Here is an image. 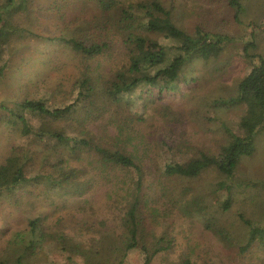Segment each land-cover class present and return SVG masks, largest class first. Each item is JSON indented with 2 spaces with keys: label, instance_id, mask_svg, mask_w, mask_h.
<instances>
[{
  "label": "trees",
  "instance_id": "trees-1",
  "mask_svg": "<svg viewBox=\"0 0 264 264\" xmlns=\"http://www.w3.org/2000/svg\"><path fill=\"white\" fill-rule=\"evenodd\" d=\"M6 1L11 5L16 0ZM93 1L98 10L77 27L81 30L80 36L60 37V41L84 60L109 53L117 39L124 47L126 61L108 76L92 71L88 65L81 69L74 82V94L66 103L26 98L11 108L3 107L7 112L0 120L17 131L21 140L12 145L0 163V193L11 192L18 186H39L47 192L63 189L61 193L84 194L94 180L100 181L99 175L106 168L122 172L125 175L122 185L109 192L115 205L121 209L123 206L120 230L107 231L90 242L79 240L82 264H124L135 252L141 264H153L158 255L172 250L174 239L168 234L154 239L146 232V184L153 177L161 183L176 178L196 179L211 170L227 178L234 176L242 157L255 152L256 136L264 131V55L256 52L253 40H248L243 50L250 58L251 69L237 82L233 96L212 99L214 106L240 105L243 109L235 125L222 123L226 141L217 153L195 152L193 144L187 145L181 139L169 144L166 138L169 134L165 131L158 133L160 151L164 153L162 161L150 163L143 158L151 154L147 150L138 159L127 148L131 123L141 115L156 111L159 126V119H166L168 115L161 103L175 99L179 91L190 86L189 70L195 60L221 53L229 36L201 25L192 31L181 29L174 19L176 5L172 0ZM244 1L229 0L237 19L244 9ZM144 11L148 18L143 17ZM92 30L98 36L108 37L98 41L91 35ZM6 37L7 33L0 27V75ZM133 105L138 106L136 111H132ZM178 120L183 121V117ZM107 123L117 127L110 141L103 131ZM86 157L97 163V172L92 173L95 169L82 162ZM226 183L221 180L216 186L231 190ZM231 199L230 196L227 204ZM240 218L246 231L240 253L258 244L264 246V226L243 212ZM60 226L68 227L67 223L44 224L39 216L29 219L26 228L14 235V241L9 239L7 245L1 246L0 264H47L46 257L56 249L68 254L63 245L65 235H59L66 232L60 231ZM228 227L220 218L206 223L208 230L232 246L235 237ZM13 244L15 254L9 253ZM67 257L69 264H78L76 256ZM179 264L195 263L187 255Z\"/></svg>",
  "mask_w": 264,
  "mask_h": 264
},
{
  "label": "rangeland",
  "instance_id": "rangeland-1",
  "mask_svg": "<svg viewBox=\"0 0 264 264\" xmlns=\"http://www.w3.org/2000/svg\"><path fill=\"white\" fill-rule=\"evenodd\" d=\"M172 1L176 5L174 19L181 29L192 31L201 25L228 35L229 40L221 53L195 60L189 70L190 86L179 91L175 99L161 103L168 115L159 119V126L156 111L131 123L127 148L138 159L147 150L151 154L143 158L155 164L162 161L164 154L160 151L158 133L165 131L169 134L166 136L169 144L181 139L187 145L193 144L195 152L217 153L226 141L222 123L235 125L243 109L240 105L214 106L212 99L233 96L237 82L251 69L250 58L243 50L248 40H253L256 52L264 55V0H245L238 19L229 0ZM97 7L93 0H16L11 5L0 0V27L7 33L1 53V119L7 112L3 107L11 108L26 98L66 103L74 94L76 77L87 65L92 71L108 76L125 63V50L117 39L109 53L84 60L60 41V37L80 36L77 27L91 19ZM143 17L149 15L144 11ZM93 30L91 35L98 41L108 37L98 36ZM133 107L132 111L138 109L137 105ZM178 117H183V121ZM11 129L0 120V163L12 145L21 140L17 131ZM103 131L110 141L117 127L107 123ZM82 162L95 169L92 173L97 172L98 165L90 157ZM105 170L99 175L100 181L94 180L84 194L61 193L63 189L44 192L39 186H18L11 192L0 193V253L1 246L7 245L9 239L14 241V235L26 228L29 219L39 216L47 225H68L59 229L66 232L59 235H65L63 245L68 254L56 249L46 257L47 264H69L70 254L82 264L79 240L90 242L102 233L120 230L123 206L122 209L116 206L109 192L122 185L125 175L111 168ZM155 180L150 178L145 186L148 190L144 210L146 232L154 239L168 234L174 239V246L169 253L158 255L153 264H179L187 255L195 264H264L262 244L244 253L239 251L246 238L240 212L264 226V131L256 136L255 152L242 157L233 177L211 170L196 179L176 178L163 183ZM221 180H226L232 189L218 188L216 183ZM230 196L232 199L227 204ZM218 218L229 226L235 245H226L206 228L207 222ZM14 245L9 253L14 252ZM40 253L43 257L44 253ZM124 264H141L139 255L132 253Z\"/></svg>",
  "mask_w": 264,
  "mask_h": 264
}]
</instances>
